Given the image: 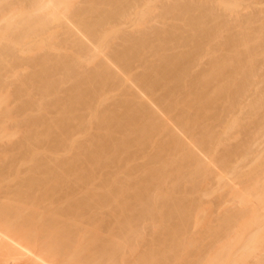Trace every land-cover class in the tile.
Returning a JSON list of instances; mask_svg holds the SVG:
<instances>
[{"label":"bare ground","instance_id":"obj_1","mask_svg":"<svg viewBox=\"0 0 264 264\" xmlns=\"http://www.w3.org/2000/svg\"><path fill=\"white\" fill-rule=\"evenodd\" d=\"M1 26L28 162L0 165V264H264V0H0Z\"/></svg>","mask_w":264,"mask_h":264},{"label":"rangeland","instance_id":"obj_2","mask_svg":"<svg viewBox=\"0 0 264 264\" xmlns=\"http://www.w3.org/2000/svg\"><path fill=\"white\" fill-rule=\"evenodd\" d=\"M8 12H9V10H8ZM10 13V12H9ZM1 25H3V24H1ZM127 25H130V23L129 24H127ZM53 27H51V28H53L54 29V27L56 26V25H52ZM128 27H130V26H127V28ZM2 28V26L0 27V29ZM57 30V29H56ZM48 32H49V36H51V34H50V32H51V30H48ZM47 32V33H48ZM43 37H45V36H47V34L46 35H42ZM44 38H40V37H30V38H27V39H25V41H26V51L27 52H29L30 54H35L34 56H35V58H34V56L32 55V57L34 58V59H36L37 57H38V54H41L42 52V50H40V47H41V44L43 43V42H46V39H44ZM25 47V46H24ZM26 52V53H27ZM41 52V53H40ZM25 53V55H27ZM30 54H28V55H30ZM31 56V55H30ZM15 103V104H14ZM13 104V105H12ZM13 107H15L16 108V102H15V100L11 97V95H10V93L8 92V90H1L0 91V165L3 167V164L5 163L6 164V166L8 167L9 166V164H10V166L9 167H11V170H10V172H9V175L10 174H12V172H13V170H14V172L16 171L15 170V168L17 167L18 169L20 168V166L22 165V166H24V164L26 163V162H28V160L26 159V160H24V159H20V160H15V159H13L12 157V153L14 154V152H12V151H9L8 153H6L7 152V145H4V142H5V144H8V142H7V140L9 139V137H10V134L12 133V132H16V133H12L11 135H14V134H16L18 137H19V134H18V130L16 129L15 130V128L14 127H16L14 124L12 125V123H15L16 122V118L18 117V116H15V119L13 118V116H9L10 114L9 113H7L6 115L4 114L3 115V112H5V110H9L8 108V106H10V109H14V108H12V106ZM15 105V106H14ZM7 112V111H6ZM9 114V115H8ZM9 116V117H5V116ZM22 115V116H21ZM20 116L21 117H25V113H23V114H21ZM11 117V118H10ZM21 117H20V119H21ZM12 127L14 128V129H12ZM12 130H14V131H12ZM11 132V133H10ZM15 135V136H16ZM15 136H13V137H15ZM17 138V137H16ZM2 146H4V147H6V148H1ZM4 149L6 150V151H4ZM9 150V149H8ZM10 154H11V156H10ZM10 157V158H9ZM11 158H12V160H11ZM8 160V161H7ZM9 162V163H8ZM14 164V165H13ZM15 164H19L18 166L17 165H15ZM12 166H14L13 168H12ZM21 166V170H23V167ZM4 167H5V165H4ZM6 168V167H5ZM16 168V169H17ZM15 174H17V175H15V177H14V173L12 174L13 175V177H8V175H7V180L9 181L10 179H11V183L13 184V182H15V180L17 181V179H18V177H19V175H18V173H17V171L15 172ZM17 177V178H16ZM10 183V181L8 182V184L10 185L11 184ZM16 183V182H15ZM214 183H216V182H213V185H214ZM11 184V186H13ZM201 184H203L202 182H201ZM212 185V184H211ZM201 186V185H200ZM190 187V185H188L187 184V189ZM201 188V187H200ZM202 188H204V185H203V187ZM219 188H215V190H212V192H210V194H208L209 196L208 197H206V196H200V199H202L201 201H202V203H200L201 201L199 200V203H200V205H202L201 207H202V209H200L201 210V213L200 212H198V213H200L201 214V216L199 215L198 216V214H197V219H195V220H198L199 222L201 221V222H203V223H201L200 222V225L202 226H196L198 229H200V231H201V229L203 228V226H207L208 225V223H207V225H203L204 223H206L208 220H209V218L211 217V215H213V214H216V213H213V206H215L216 204H217V202H215V201H217L216 199H217V197L219 196L218 194H221V191H219L218 190ZM214 191V192H213ZM2 193V192H1ZM212 193V194H211ZM215 193V194H214ZM216 193H217V195H216ZM1 195H4V193L3 194H1ZM212 195V196H211ZM193 196H195L196 198H197V194L195 195H193ZM211 198H212V200H211ZM216 198V199H215ZM3 199V198H2ZM2 199H0V200H2ZM213 199H215V200H213ZM204 200H205V202L207 203L208 201H210L211 200V205H210V203L209 204H206L205 203V205H204ZM216 203V204H214V205H212V203ZM217 208V207H216ZM202 210H204V212H202ZM217 210L218 211H220L218 208H217ZM217 210H215V211H217ZM210 211L212 212L211 213V215L209 214L210 213ZM209 214V215H208ZM219 214V212H217V214L216 215H218ZM209 216V217H208ZM215 216V215H214ZM199 217H201V218H199ZM208 217V218H207ZM199 218V219H198ZM211 218H213V216L211 217ZM210 218V219H211ZM206 219H207V221H206ZM195 220H193V221H191V224H192V222H193V224H198L199 222L198 221H195ZM194 221L195 222H198V223H194ZM209 223H210V221H209ZM190 225V228H189V232L191 231L192 232V226H194V225ZM199 225V224H198ZM195 227V228H196ZM205 228V227H204ZM204 228H203V230H204ZM194 229V228H193ZM198 229H195V230H197L198 231ZM194 230V231H195ZM202 230V231H203ZM190 232V233H191ZM199 232V231H198ZM245 232H246V230H245ZM195 233V235H197V234H200L201 232H199V233H196V231L194 232ZM194 233H191L192 235L194 234ZM197 237V236H196ZM236 242H235V244L233 243V246H234V252H235V249H237L235 246H238L239 244H238V241L237 240H235ZM237 244V245H236ZM192 249H194V248H188L187 250H186V252L187 253H189V254H187V253H185L184 252V254L177 260V261H179L180 263L181 262H190V263H192V264H223V261H213L214 259V255L213 254H210L208 257H207V255L205 256V258H203L202 259V257H198V256H195V254L194 253H196V251H195V249L194 250H192ZM213 250H215V249H213ZM212 250V251H213ZM233 250V249H232ZM194 251V252H193ZM211 251V252H212ZM237 254L239 255V251L237 252ZM216 256V255H215ZM237 257V258H236ZM236 257H233V258H235L234 260L235 261H237L238 260V262H233L232 264H239V262L240 263H242L241 262V260L243 261L244 259H239V257L238 256H236Z\"/></svg>","mask_w":264,"mask_h":264}]
</instances>
